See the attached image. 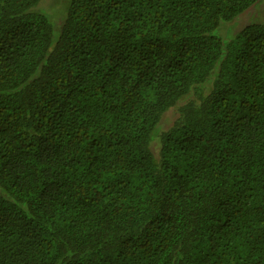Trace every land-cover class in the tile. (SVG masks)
<instances>
[{"label":"trees","instance_id":"trees-1","mask_svg":"<svg viewBox=\"0 0 264 264\" xmlns=\"http://www.w3.org/2000/svg\"><path fill=\"white\" fill-rule=\"evenodd\" d=\"M261 1L0 0V264H264Z\"/></svg>","mask_w":264,"mask_h":264},{"label":"rangeland","instance_id":"rangeland-1","mask_svg":"<svg viewBox=\"0 0 264 264\" xmlns=\"http://www.w3.org/2000/svg\"><path fill=\"white\" fill-rule=\"evenodd\" d=\"M70 1L71 0H42L41 4L39 5V10L44 14H46L50 19L51 23L53 24V30H54L53 38L55 39V41L59 37L61 31V24L63 21V18L61 17L64 12L66 13ZM262 1L264 2V0ZM262 1L258 5L259 7H261L260 8L261 10L259 9L258 12H256V14L253 16V20L260 22H264V3ZM215 32L217 34H220L221 36L228 37V35L222 33V27L215 30ZM176 116H177V112L175 108L169 110L162 118L161 127L163 129H168L173 124L174 118ZM156 146L157 143L155 144V147Z\"/></svg>","mask_w":264,"mask_h":264}]
</instances>
